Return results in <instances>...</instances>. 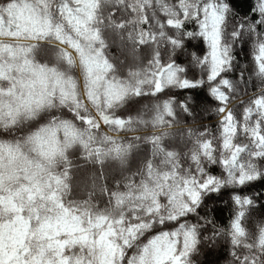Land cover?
<instances>
[{
    "label": "snow or ice",
    "instance_id": "snow-or-ice-1",
    "mask_svg": "<svg viewBox=\"0 0 264 264\" xmlns=\"http://www.w3.org/2000/svg\"><path fill=\"white\" fill-rule=\"evenodd\" d=\"M24 34L0 42V264H264V0H0ZM134 120L178 142L103 132ZM142 144L159 167L105 174Z\"/></svg>",
    "mask_w": 264,
    "mask_h": 264
},
{
    "label": "trees",
    "instance_id": "trees-1",
    "mask_svg": "<svg viewBox=\"0 0 264 264\" xmlns=\"http://www.w3.org/2000/svg\"><path fill=\"white\" fill-rule=\"evenodd\" d=\"M5 22H7V16H5ZM13 39L22 41L23 43L27 44L30 43V40L27 36V34L17 36L15 38L9 37L6 35H0V42H10ZM51 43L56 44L58 43L57 41H52ZM61 47H66V45H61ZM68 51L71 53L72 59L74 61V64L76 66V74L79 75V57L77 56L76 52L73 51L72 49H68ZM131 67L126 68V72L131 75L132 72H135L139 70L140 67V62L139 61H130ZM81 90H82V83H81ZM91 111L94 113L95 108L92 107L91 105L89 106ZM183 124L177 125L173 124L171 126L172 129H175L176 127H183ZM103 132L107 133L108 136L111 137H116L117 143H123L127 144L129 141L128 140H123L121 141V138L123 137H135V136H143L145 134H150L152 132H159L162 137L168 136L169 129L162 127V126H157L155 128L151 127L150 125H145V124H140L136 122L135 120L131 124L125 125V130L124 131H116L110 128H103ZM62 138V137H61ZM178 142V138L176 141H174L170 136H168L167 139H165V144L168 146H173L175 143ZM69 148L73 149L70 153L73 162L74 163H82L80 160V156L83 153V147L78 146L77 144L70 145ZM23 152L25 156L29 160L35 161L38 159L37 155L30 151V146L24 147ZM101 159L104 161V172L106 175L109 177L111 176L113 170H119L120 168H128L131 171H139L140 168L144 167L148 162H151L153 165V169L155 170L157 167L160 165V160H161V153L158 149V147H154L151 144H142L138 150L132 151L129 153L128 151H125L122 154L117 155L116 153H105ZM5 162V172L6 175H8V170H7V164H8V158L5 155L4 158ZM64 163V158L57 157L53 161V168H60L63 166ZM96 168L99 169L100 165L99 164H92L91 162L89 163V168ZM87 169H82L81 171H86ZM103 181L98 180L97 181V190H99V186L102 185ZM5 186L10 187L13 186V181H9L8 179L5 180ZM77 202H79L80 197H76ZM95 203V201H93ZM4 220H7L8 217L7 215H3L2 217Z\"/></svg>",
    "mask_w": 264,
    "mask_h": 264
},
{
    "label": "rangeland",
    "instance_id": "rangeland-1",
    "mask_svg": "<svg viewBox=\"0 0 264 264\" xmlns=\"http://www.w3.org/2000/svg\"><path fill=\"white\" fill-rule=\"evenodd\" d=\"M33 224H35V221H33ZM5 233L7 234V226L5 227Z\"/></svg>",
    "mask_w": 264,
    "mask_h": 264
}]
</instances>
